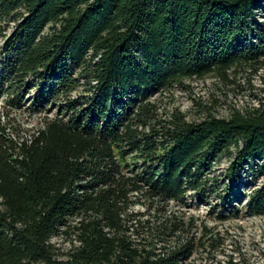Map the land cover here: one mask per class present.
<instances>
[{
    "label": "trees",
    "instance_id": "16d2710c",
    "mask_svg": "<svg viewBox=\"0 0 264 264\" xmlns=\"http://www.w3.org/2000/svg\"><path fill=\"white\" fill-rule=\"evenodd\" d=\"M261 12L264 0H0V98L33 91L35 111L59 114L30 139L0 126V264H186L193 224L166 207L212 199L224 155L227 203L244 197L242 174H264V102L188 122L153 98L264 65ZM246 211L264 215V183Z\"/></svg>",
    "mask_w": 264,
    "mask_h": 264
},
{
    "label": "rangeland",
    "instance_id": "374dc122",
    "mask_svg": "<svg viewBox=\"0 0 264 264\" xmlns=\"http://www.w3.org/2000/svg\"><path fill=\"white\" fill-rule=\"evenodd\" d=\"M259 20L264 22V12L260 13ZM5 24H2V28L5 27L3 34L9 36L14 24L8 27ZM3 39L0 35V48ZM31 96L33 91L22 98L20 106L14 107L0 98V126L6 127L12 137L30 139L43 127L46 118L59 116L54 107L35 111ZM153 99L163 119L176 112L186 116L188 122H201L209 117L228 119L237 111L246 113L262 105L264 65L256 70L251 67L232 70L226 80L215 74L186 80L184 86H175ZM232 161L233 157L224 155L208 171V176L214 178L219 186L217 192L211 194L212 199L204 198V203L196 199L192 203L189 198L186 206L169 202L166 207L167 217L175 215L178 220L193 224L188 238L195 237L197 246L186 264H264V215H250L246 211L249 197L264 183V174L243 173L235 195L243 194L244 197L230 205L225 190L232 186L228 174ZM227 208L229 212L225 211ZM135 210L146 212L141 206ZM221 213L227 217L226 220L218 219ZM204 228H207L205 236ZM201 239L203 246L199 243ZM52 243L61 254L71 246L65 236L53 238Z\"/></svg>",
    "mask_w": 264,
    "mask_h": 264
}]
</instances>
